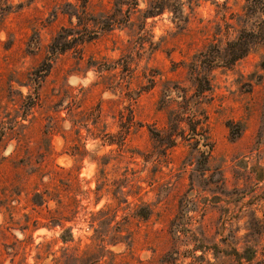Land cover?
I'll list each match as a JSON object with an SVG mask.
<instances>
[{"label":"rangeland","instance_id":"rangeland-1","mask_svg":"<svg viewBox=\"0 0 264 264\" xmlns=\"http://www.w3.org/2000/svg\"><path fill=\"white\" fill-rule=\"evenodd\" d=\"M115 1L0 0V264H55L36 249L54 240L56 264H264V44L201 68L199 101L191 71L264 26V7L200 0L187 25L169 12L145 25L142 0L106 32ZM99 107L116 137L132 108L123 146L89 139ZM83 145L84 160L69 154Z\"/></svg>","mask_w":264,"mask_h":264},{"label":"trees","instance_id":"trees-1","mask_svg":"<svg viewBox=\"0 0 264 264\" xmlns=\"http://www.w3.org/2000/svg\"><path fill=\"white\" fill-rule=\"evenodd\" d=\"M142 0H116L115 1V7H116V13H113L110 16H106V32H112L115 30L116 27H128L131 23V16L130 12L127 13L128 11H132L134 9H138L140 6ZM200 0H147L146 3V8L144 10H141L142 13V19L146 22L148 19L151 18H156L159 16H163L165 13L169 12L173 14V21L177 22L179 25L181 23H184L187 25L190 22V15L194 12L195 6L198 4ZM247 8H250L252 5H259L264 7V0H247ZM127 6L128 11L126 12L128 15H122L123 14V7ZM186 8H188L190 13L187 15L185 14ZM118 14V15H117ZM120 14L122 15L121 17L125 18V22H120L118 16L120 17ZM124 21V20H123ZM126 25H125V24ZM66 39V38H65ZM91 38L81 40V43H85L86 41H90ZM264 44V26H261V28L257 27H252L249 28L248 26L244 27L238 32V35L236 39L234 40H229L225 46L218 45V48H216L215 53L205 55V53H200L199 56L203 57L204 60H199V59H194V61L191 64V71L192 74L194 75V87H195V94L194 97L192 98H198V101L201 99L202 95H204L207 92H210L212 89L211 85V80L208 77L207 74H205L201 68L205 69H210L214 68L218 65H224L226 67H231L235 65L237 62L240 60L244 59L246 56L250 54L256 47ZM70 47L66 44H63L62 46H59V42H56V45L52 47V53L53 54H61L66 51H68ZM198 56V58H199ZM49 72V70H47ZM195 105V104H194ZM34 106V102L29 106V108ZM129 111V114L126 115L124 112L120 114V128L122 129V132L118 133L120 135L119 137L113 136L110 133L107 132V125H106V131L101 132V128H99V123H100V113H101V107L98 109V114L96 117L93 118L92 120V125H94L95 129H97L96 132H92L87 128V131L89 133L90 138L92 140H99L101 139L104 142V145L108 146H114L117 145L119 147L123 146L125 144V141L129 134L132 132L133 128L137 125V122L135 120V114L132 110V108L127 109ZM188 111L193 112V110L188 109ZM88 121L86 120L85 123ZM182 123V121H180ZM176 128V127H175ZM179 134H172L169 139V147H174L176 146L177 143V137L181 135V137L186 138V132L180 127L177 128ZM190 131V137L191 138H199L201 135L199 134L197 126L192 127L189 129ZM181 133V134H180ZM180 137V136H179ZM203 137V136H202ZM81 140L83 139L82 136H80ZM201 138V137H200ZM199 140L202 141L203 139L201 138ZM88 139V140H89ZM87 140V141H88ZM87 152L86 150V145H83V150L81 148L77 149H72L70 151V155L73 157L77 158H82L83 160L87 158ZM100 192V191H98ZM37 197L42 201L43 196L40 194L37 195ZM39 204L40 202H36ZM186 209V210H185ZM182 212L189 213L190 211L183 206L182 203ZM142 219L147 220L149 218V214L145 213L138 215ZM57 226H61L60 222H55L52 224L51 228L54 227L56 228ZM27 228H25L24 231H26ZM177 232V229H176ZM72 233V232H71ZM179 233V231H178ZM72 235V234H71ZM61 239L65 244H68L73 241L72 236H70L69 239L64 238V236H61ZM56 243V240H54ZM54 242H41L36 246V249L38 250V255L40 256V260L42 262L49 257H52V262L55 264L58 262V257L57 253L52 250V245L55 244ZM254 257V256H253ZM253 258H250L249 261H252Z\"/></svg>","mask_w":264,"mask_h":264},{"label":"clouds","instance_id":"clouds-1","mask_svg":"<svg viewBox=\"0 0 264 264\" xmlns=\"http://www.w3.org/2000/svg\"><path fill=\"white\" fill-rule=\"evenodd\" d=\"M72 83H75V81H72Z\"/></svg>","mask_w":264,"mask_h":264}]
</instances>
